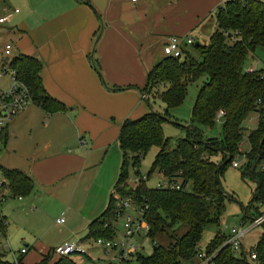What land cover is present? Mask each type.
Wrapping results in <instances>:
<instances>
[{"label": "trees", "instance_id": "1", "mask_svg": "<svg viewBox=\"0 0 264 264\" xmlns=\"http://www.w3.org/2000/svg\"><path fill=\"white\" fill-rule=\"evenodd\" d=\"M214 19L217 30L209 44L193 45L200 55L199 61L186 52L183 59L164 57L147 72L141 95L147 102L148 95L162 88L158 96L164 104L163 112L158 114L150 109L138 120L122 122L117 138L122 152L118 178L105 211L87 226L84 240L112 242L120 212L117 202L121 198H133L144 209L146 237L154 239L166 233L171 243L164 248L154 246L148 257L137 254L138 264H181L195 258L202 229L217 223L224 210L228 196L221 188L223 172L241 156L243 124L252 113L258 114L257 128L247 135L250 148L243 155L245 162L239 169L244 181L248 178L255 182L251 204L264 201V70H244L247 57L256 47H264V0H229L218 8ZM5 62L29 89L33 105L40 107L46 116L67 112L62 102L47 95L41 80L42 64L37 58L20 54ZM204 77L205 83L198 90L192 109L191 127L183 128L185 137L176 141L174 149H169L161 125L167 120L169 110L183 103L187 86ZM218 120L222 122L221 137L205 138L203 128L213 127ZM7 138L4 130L0 142L5 144ZM152 147L158 152L148 173L157 171L168 184L179 185L178 190L146 189V179L138 171L137 184L128 187L129 158L137 170L140 160ZM218 155L220 162L214 160ZM0 172L5 180L1 188L7 190L8 196L24 197L31 193L34 182L26 173L1 165ZM5 198L0 195V203ZM1 222L4 218L0 211ZM179 225L187 231L177 237L175 229ZM221 245L222 239L216 235L203 251L208 256L215 253L213 264H264V231L251 249H241L238 256L228 246ZM251 254L256 255L253 262L249 258ZM54 257L52 252L47 253L41 264H74L69 257L56 260ZM18 263L22 264V260Z\"/></svg>", "mask_w": 264, "mask_h": 264}, {"label": "crops", "instance_id": "2", "mask_svg": "<svg viewBox=\"0 0 264 264\" xmlns=\"http://www.w3.org/2000/svg\"><path fill=\"white\" fill-rule=\"evenodd\" d=\"M227 1L0 0L2 11L8 13L4 23L10 20L3 28L6 45L11 46V57L5 59L20 54L37 58L42 64L41 80L47 95L68 109L66 113L46 116L40 107L32 105L12 118L4 144L7 147L10 143L11 147L3 167L24 172L35 187L52 191L77 182L88 169V154L107 148L115 140L112 127L119 135L122 122L147 113L140 108L141 93L135 86L142 88L147 72L164 58L166 37H188L195 30L201 34L210 25L211 15L214 17ZM212 21L216 31V21ZM5 59H1L0 68ZM94 60L97 68L93 67ZM251 70L254 69L247 72ZM37 118L43 124L41 134L33 144H20L19 128L31 127ZM45 119L47 122L42 123ZM105 134V140L97 143L95 139ZM3 183L2 177L0 195L6 198L0 208L7 198H16L1 188ZM109 189L108 183L101 189L99 199L107 196ZM17 198L22 201V197ZM93 207L84 222L98 218V210ZM1 215L8 242L6 217L2 212ZM27 248L25 245L26 252L21 256L18 253L22 249L11 252L22 264H33L29 258L33 253ZM32 249H38L39 254L33 255L40 257L39 261L54 248L34 244ZM12 254V262L6 264H13Z\"/></svg>", "mask_w": 264, "mask_h": 264}, {"label": "rangeland", "instance_id": "3", "mask_svg": "<svg viewBox=\"0 0 264 264\" xmlns=\"http://www.w3.org/2000/svg\"><path fill=\"white\" fill-rule=\"evenodd\" d=\"M17 11L19 7L15 6ZM10 14V13H9ZM8 15L7 11H2L0 3V18ZM213 15H211L210 25H208L200 34L195 30L189 33L187 36L196 39L199 45L204 46L209 44V38L212 33L215 32L212 24ZM10 21V20H9ZM8 21V23H9ZM209 21V20H208ZM7 22L4 25H0V62L1 59H5L4 47L8 44V39L4 35L3 28H7L9 25ZM99 24L103 27L99 20ZM11 51V50H10ZM95 50H93L94 52ZM188 53L197 61L200 59L199 53L195 50L194 46L187 49ZM11 57V56H9ZM93 66L97 68L96 60L93 61ZM249 69L264 70V47H256L254 52L251 53L245 63L244 70L247 72ZM151 70V69H150ZM97 73V72H96ZM100 74V72H99ZM147 75V74H146ZM206 78H201L195 83H190L187 86L184 101L181 105L175 107V109L169 110L168 118L161 125V130L165 138L169 140V149H174L176 141L179 138L185 137V130L183 128L189 127L192 118V109L196 101V95L198 90L204 85ZM10 77L0 72V90L6 91L10 84ZM146 78L144 80V86L139 88L135 86L138 91L144 90L146 86ZM162 88L156 89L153 93L148 95L147 102L143 100L142 95H139L140 108L146 109L149 112L158 114L163 112L164 104L159 99V93ZM163 90V89H162ZM141 96V97H140ZM150 110V112H151ZM145 112V113H146ZM145 116V114H144ZM142 116V117H144ZM141 117V118H142ZM140 119V118H139ZM31 127L22 126L17 132L19 143L33 144L38 135H40V126L43 127L41 121L37 118ZM133 120V119H132ZM138 120V119H137ZM258 121V114L252 113L248 119L244 122V133L242 136L239 152L241 156L235 158V161L239 165H243L245 158L243 155L249 151V143L247 142V135L256 129ZM47 119L42 120V123H46ZM114 130L115 140H111L110 144L105 149L95 150L92 154H88V169L82 175L77 182H70L66 186L58 187L57 190L52 191L48 188L33 187L30 194L22 197V201L16 198H7L0 208V211L6 217L7 223V238L9 243V250L3 254L4 259L0 260V264L11 263L10 252H16L23 249L25 245L31 253H38V249H32L36 246L44 245L50 249L56 248V246L63 243H80L83 253H72L69 256L70 262L74 264H138V255L148 257L154 246L168 247L170 239L166 233L157 235L154 239L147 238L144 234L135 236L133 238V245L137 248L138 253L133 254L127 261L117 263L116 252L111 249H104L98 247L93 239H85L87 232L86 226L90 222L86 219V214L90 212V208L93 205L94 209H97L96 217H99L104 211L108 198L113 186L116 183L120 167L122 165V152L118 143L116 142L115 126ZM222 122L218 120L213 127L204 129L203 133L205 138H220L222 134ZM108 134L99 136L96 138V142L99 143L105 140ZM114 139V138H113ZM94 140V141H95ZM11 145L8 143L6 147L0 142V165H6L8 161V148ZM158 149L152 147L146 155L140 160V165L135 170L130 158L127 166V185L128 187H134L139 178H136L135 173L138 171L141 177L146 178L144 180V186L146 189H155L165 183V179L157 171H152L153 159L157 154ZM217 162H220V156L214 158ZM139 176V177H140ZM2 182V174L0 172V183ZM109 183L110 189L107 196L99 199L101 189ZM255 182L250 179L245 181L242 179L240 169H234L232 166H227L223 172L221 179V188L226 192L227 198L224 201V210L219 217L217 223H211L205 226L201 232V239L198 243V250L205 251L210 242L217 235L228 234L232 228L239 227L242 222L250 223V218H255L258 213H264V201L262 205H259L257 201L251 204L253 193L255 192ZM189 190V189H188ZM6 196V195H5ZM124 216H129L131 219L137 217V213L133 210L125 212ZM243 216L245 220H243ZM95 217V218H96ZM83 218V219H82ZM56 219H63L64 224H55ZM187 231V228L179 225L175 229L177 237L182 236ZM264 231V227H256L252 230L247 237L242 241L243 251L251 249ZM123 235V223L122 218L117 220L116 235L112 242L118 243ZM245 249V250H244ZM29 254V258L33 261V264H41V260L38 261L37 255ZM138 254V255H137ZM238 256V254H235ZM57 259V256L53 258ZM73 259V260H72ZM190 261V262H189ZM188 264H197V259L189 260ZM37 262V263H36ZM181 264H185L182 263Z\"/></svg>", "mask_w": 264, "mask_h": 264}, {"label": "built area", "instance_id": "4", "mask_svg": "<svg viewBox=\"0 0 264 264\" xmlns=\"http://www.w3.org/2000/svg\"><path fill=\"white\" fill-rule=\"evenodd\" d=\"M135 2L136 0H132ZM6 18L0 19V24L4 23ZM195 43V39L192 37H176L169 36L166 37L165 44L162 48V53L164 57L167 58H177L183 59L186 56V51L189 47L193 46ZM10 45L5 46L4 55L9 56L10 54ZM1 73H8L10 76V86L6 91L0 90V137L2 132L6 130L8 123L17 116L22 113V111L26 110L28 107L32 106L33 103L30 98V91L25 86L23 82H20L17 79V74L14 70L10 69L8 64L5 62L1 65L0 68ZM222 116V113L220 114ZM232 168L238 169L240 167L239 163L234 161L232 163ZM146 179V178H145ZM160 189L165 188L169 190H178L179 185L174 186L168 184L166 181L162 186L158 187ZM262 205V203H258ZM117 208H119V219L122 218L123 223V235L121 240L118 243L110 242L104 239L95 240V244L98 247H103L104 249H111L116 252V261L117 263H122L128 260L129 257L133 256V254L137 253V248L133 245V238L135 236H139L144 234L146 236L148 231V226L144 223L143 214L144 209L138 206L135 203V200L131 197L121 198L117 202ZM128 210H133L137 213L136 218H130L129 216H124L125 212ZM250 223L242 222L239 227L232 228L228 234L218 235L220 239H222V247L228 246L231 251L235 254L241 253L242 241L248 234L256 229V227L263 226L264 227V213L256 215L255 218H250ZM63 219H56L55 224H63ZM4 222L0 223V260L1 256L9 250V244L6 241L4 235ZM25 249L19 251L18 255H24ZM12 254V252H10ZM72 253H83L80 243H63L61 245L56 246L52 250L53 256L57 257H69ZM215 253L210 254V256L206 255L203 251H198L195 258L197 259V264H213ZM13 264H19V259H16L14 254ZM250 261L253 262L256 260V255H249Z\"/></svg>", "mask_w": 264, "mask_h": 264}, {"label": "water", "instance_id": "5", "mask_svg": "<svg viewBox=\"0 0 264 264\" xmlns=\"http://www.w3.org/2000/svg\"><path fill=\"white\" fill-rule=\"evenodd\" d=\"M197 45H198V44L196 43V44H195V46H197ZM190 127H191V126H189V127H186L185 129H189Z\"/></svg>", "mask_w": 264, "mask_h": 264}]
</instances>
